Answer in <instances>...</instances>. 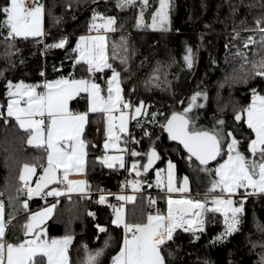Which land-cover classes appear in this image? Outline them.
Masks as SVG:
<instances>
[{"label": "trees", "instance_id": "trees-1", "mask_svg": "<svg viewBox=\"0 0 264 264\" xmlns=\"http://www.w3.org/2000/svg\"><path fill=\"white\" fill-rule=\"evenodd\" d=\"M3 2L4 0H0V5ZM43 2L44 35L27 39L16 38L12 48L0 36V71H3V76L0 77V102L4 109L8 100V80L39 84L41 90L45 79L61 76L89 78L101 84L106 93V80L111 70L89 74L86 63H76V54L71 52L78 36L88 31L93 10H88L85 14L84 10L93 0ZM115 4V0H108L95 9L116 18V31L108 37V60L121 74L125 99H131L134 104L143 100L146 107V114L131 121L130 134L138 143L129 137L130 151L132 148L138 149L141 152L140 157L146 158L145 154L154 147L160 153L157 166H164L171 160L176 164L178 177H191L198 162L193 158L189 159L180 145L170 141L159 123L152 124L149 121L152 119V112L170 115L174 110L183 111V107L187 106V98L200 91L207 98L200 97L204 106L197 108L194 117L198 124L204 126L199 130L210 131L217 119L225 120V131L231 129L237 134L241 140V152L251 158V153L246 151V138H253V132L245 123L234 121V114L251 102L250 89L257 88L264 95V80L254 78L247 83L242 82V78L250 70V64L241 68L242 59L233 53L241 48L247 52L249 61L264 55V48L259 43L254 46L250 44L247 49L243 48V42L248 36H253L254 41L260 39L259 33L251 29L256 28L257 19L264 18V0H174L169 31L138 30L135 28L133 8L118 9ZM234 30L240 33L239 38H233ZM61 37L68 38L65 48L45 50V44L57 43ZM186 44L194 51L198 49L197 60L191 70L186 68L182 60ZM226 44L229 45L228 48L225 47ZM254 52L258 55L254 56ZM122 57L127 58L125 63L121 62ZM210 57L216 60L215 64H212ZM41 72L44 73L43 76ZM133 89L134 93L129 95ZM181 100L184 101L183 105ZM87 105L86 94L71 100L74 111H85ZM138 120L140 126L137 124ZM157 120L165 122L163 117L158 116ZM144 130L150 136H145ZM29 134L15 124L14 118L7 126L0 119V200L5 205L6 220L13 211L8 197L15 195L23 163L33 162L34 157L46 159L44 148L27 144ZM83 138L87 145L85 176L91 193L88 196L59 198L53 215L44 227L48 228L49 240L65 235L73 237L68 244L70 264H86L87 252L84 246H87L88 251H94L104 247L105 240L111 237L99 262L112 264L111 258L119 251L123 242V228L111 224L113 209L107 204L98 203V189L104 190V195L111 204V200L116 199L113 193L118 190L126 169H109L97 160L105 152L106 135L102 113H89ZM221 155L224 157L225 152ZM41 172L42 169L37 168L32 186ZM152 177L153 170L147 174L143 170L140 173L141 184L136 198L126 204L128 222H144L149 212L157 213L155 208L160 213H167V199L152 184ZM149 197H155L154 205L149 204ZM26 198L22 194L16 202L20 210L7 228L6 237L9 241L21 240L22 225L28 214L51 199L32 197L28 200V209L24 210L21 201ZM244 207L238 231L232 233L227 240L212 242V238L224 227L223 216L219 213L206 215V231L195 242H190L191 234L178 229L174 234V241L168 242L166 250L162 249L166 264H204V261H209L210 264H259L261 253L264 252V247H261L264 245V194L249 195ZM89 211L96 216H89ZM96 224L106 226L107 231L99 232ZM168 251L173 253L171 257L168 256Z\"/></svg>", "mask_w": 264, "mask_h": 264}, {"label": "snow or ice", "instance_id": "snow-or-ice-1", "mask_svg": "<svg viewBox=\"0 0 264 264\" xmlns=\"http://www.w3.org/2000/svg\"><path fill=\"white\" fill-rule=\"evenodd\" d=\"M95 3L96 0H93ZM137 0H116V7L135 6ZM149 0H139V14L136 17L135 27L159 29L162 31L171 30L170 12L174 8V0H158V6L151 12V23L145 22V10L149 7ZM44 5L40 0H4L0 5V36L8 43L9 48L14 47L16 38L41 37L42 18L44 16ZM102 23L97 24L96 21ZM116 23L114 16L105 15L93 10L91 20L88 25L89 33L93 29L97 34L81 35L75 47L71 49L75 53V62H84L87 65L89 74L103 72L104 69L111 70V76L106 80V95H102L101 84L95 79L80 78L71 76H61L56 80L43 82V91L38 89L39 84H27L23 80L6 83L8 97L6 109L0 106V119L5 125L14 118L15 124L26 133L27 144L44 148L45 157H34L33 162H24L18 176L19 184L15 188V195H9V205L13 211L8 214L5 220V205L0 200V264H67V246L73 239L71 235H65L60 239L53 238L50 241L44 238L45 221L53 215L56 203L41 207L39 211L31 212L27 216L26 222L22 225L23 240L16 242L9 241L6 237V229L12 224L17 211L20 209L16 202L21 195H26V199L21 201V207L28 209V200L32 197H54L59 198L63 194L81 193L86 194V188L90 187L85 180L69 179L70 173H83L85 171L86 142L81 138L85 125L88 123L89 113L102 112L105 116L104 148L118 150L120 155H104L97 157L109 169L119 163L120 168H125L123 156L124 149L119 147L122 140L121 134H127L134 142L128 129V120L146 114V107L143 100L133 103L131 99H125L123 95L121 74L108 62L105 54V36L100 35L101 30L107 32L114 30ZM256 28L251 29L259 33V41H254L253 36H248L243 42V48L259 43L264 48V18L255 21ZM178 31V30H177ZM6 33V35H5ZM240 33L234 30L233 38H239ZM203 40V35H201ZM68 42L67 37H61L57 43L45 44V50L51 48H65ZM81 42H85L83 45ZM229 47L228 44L225 45ZM17 51H19L17 49ZM197 53L190 45H185L182 60L187 69L191 70L197 60ZM234 56L242 59L241 68L250 64V70L242 78V82L247 83L249 79L259 78L264 80V55L258 59L249 61L246 51L237 48ZM257 56V53H253ZM211 58V57H210ZM126 57L121 58V62H126ZM11 62V61H10ZM23 61H21L22 63ZM174 62V61H173ZM212 64L216 63L211 58ZM75 66V64H74ZM44 73L41 72V76ZM3 71H0V77ZM147 83V82H146ZM134 89L129 93H134ZM251 102L235 111L234 121L247 124L251 132L255 133V138L247 137L246 151L251 153L249 158L244 152L239 150L241 140H238L232 130L225 131L226 122L217 119L215 126L210 131L195 130V121L190 119L191 110L194 107H202L197 104L198 97L206 94L200 91L194 92L187 98V106L183 111H172L170 115L162 112H152V124L159 123V127L166 131L169 139L180 141L183 148L190 155L199 161L202 166L208 165L210 161H216L217 157H222L225 151L227 159L218 163L215 169L203 167L201 171L211 174L215 172L216 179L210 181V188L204 195V199H187L183 196L180 199H172L171 195L167 199V213L149 212L144 222H128L125 218V203L134 201V196H119V204L108 203L103 189H98L100 193L98 203L107 204L113 209L114 215L111 224L123 226L124 237L119 251L112 256V264H166V259L162 249L167 248L168 242L174 241V234L178 229L192 236V241L200 239V234L206 231V215L221 214L223 216V230L212 238L213 243L227 240L228 237L238 231L241 223V215L245 211V201L249 195L264 194V95L260 94L257 88L250 89ZM81 93L87 95L88 106L85 111H73L69 107V102ZM181 105L184 101H180ZM119 112V116L115 113ZM246 115V119L242 116ZM163 117L166 122H158L157 117ZM116 121H119L117 124ZM140 126V121H137ZM192 125V130H190ZM145 136H150L144 130ZM123 140V143H127ZM133 157L139 153L131 151ZM147 162L141 164L140 160L132 161L131 171L140 176L139 167L147 172L154 162L160 159L155 148L150 149L146 154ZM175 165L168 161V193L188 191V178H184V186L177 189L173 187L172 170ZM37 168L42 169L35 185L30 183L32 176L37 172ZM160 171L157 170V184H160ZM132 187L138 188L141 184L139 179L130 181ZM49 185L53 186L48 190ZM151 187V185H149ZM219 189L220 194H216ZM243 190L240 199L234 201L233 197ZM252 191L249 192L248 190ZM2 195V193H0ZM70 198V197H69ZM156 201L149 197V204L154 205ZM89 216L95 217V213L89 211ZM96 229L103 233L107 227L96 224ZM33 237V238H29ZM111 237L105 240L104 247L87 252L86 264H100L99 258L104 254L105 248L109 245ZM255 246V245H254ZM264 247V245H261ZM173 253L168 251V256ZM204 264H210L204 261ZM259 264H264V252L261 253Z\"/></svg>", "mask_w": 264, "mask_h": 264}, {"label": "rangeland", "instance_id": "rangeland-1", "mask_svg": "<svg viewBox=\"0 0 264 264\" xmlns=\"http://www.w3.org/2000/svg\"><path fill=\"white\" fill-rule=\"evenodd\" d=\"M116 5V4H115ZM149 7L145 10V22L146 23H151V12L152 11H154L155 10V8L158 6V0H149ZM128 8H133V10H134V15H135V24H136V17H137V15L139 14V11H140V8H139V0H137V4L135 5V6H126V7H123V8H118V9H128ZM44 9H45V7H44ZM94 10H96V11H99L100 12V10L99 9H94ZM44 13H45V11H44ZM170 17H171V12H170ZM96 23L97 24H99V23H102V21L101 20H97L96 21ZM136 29H146L147 31H162V30H159V29H156V30H153V29H151V28H137V27H135ZM94 30V31H93ZM92 30V32L91 33H89V30L88 31H86L85 33H82L81 35H85V36H87V35H93V36H95L96 34H97V32H96V30L95 29H93ZM42 31H43V35H44V16H43V18H42ZM111 30H109V31H107V32H104L103 30H101V32L99 33L100 35H104L105 36V54H106V56L108 57V40H107V38H108V34H109V32H110ZM113 31V30H112ZM80 35V36H81ZM79 36V37H80ZM78 37V38H79ZM82 43V45L85 43V42H81ZM108 62H109V60H108ZM105 70V69H104ZM109 76H111V74L109 75ZM108 76V77H109ZM50 81L51 80H54V79H49ZM104 95H106V93L104 94ZM197 104H199V105H202V107L204 106V101L200 98V97H198V99H197ZM0 106H2L3 107V105H2V103L0 102ZM6 107V106H5ZM197 108H201V107H194L192 110H191V113H190V119H192V120H195L194 119V117H195V115L197 114ZM104 115V114H103ZM115 115L116 116H119V112H116L115 113ZM244 119H246V115L245 116H242ZM130 121H131V119H129L128 120V129H129V133H130ZM106 122H105V116H104V124H105ZM116 123L118 124L119 123V121H116ZM247 125V124H246ZM190 127V130H192V125H190L189 126ZM202 128H204V126H201L200 124H198L197 123V121L195 120V130H199V129H202ZM212 129V128H211ZM231 130V129H230ZM233 131V130H232ZM234 132V131H233ZM234 135L237 137V134L234 132ZM121 136H122V140H121V142H119V147L120 148H122V149H124V152L122 153L123 154V156H124V160H125V165H127V162H129L130 161V171H131V168H132V161L134 160V159H138V160H140V163L141 164H143L144 162H145V160H146V158L145 157H140V155H141V152L138 150V149H135V148H132V150H135L137 153H139V155L137 156V157H133L132 155H131V151L129 152V146H128V143H123V140H127L128 139V135L127 134H121ZM253 139L255 138V133H253ZM107 138V137H106ZM237 139L239 140V138L237 137ZM105 149V148H104ZM239 150H240V145H239ZM241 151V150H240ZM225 155H224V157H223V159H227V154H226V146H225ZM223 152V153H224ZM222 153V154H223ZM121 153L118 151V150H116V149H113V148H109V149H105V152H104V154H103V156L104 155H109V156H111V155H120ZM129 154L131 155V159L130 160H128V157H129ZM102 156V157H103ZM252 158V157H251ZM223 159L222 158H220L219 160H217L216 162H214V163H212V164H208V165H206V166H202V165H200V164H197L195 167H194V169H193V173H192V181H193V184H194V189L196 190V191H201L202 193H203V195H205V193L208 191V189L210 188V181H212L213 179H216L217 177L215 176V172L213 171L211 174H209V173H207V172H204V171H201V168H203V167H207V168H211V169H215L216 167H217V165H218V163H222L223 162ZM85 164H86V157H85ZM116 166L117 167H119V163L117 162L116 163ZM138 168H139V171H140V173L142 172V167H139L138 166ZM157 170H159L160 171V184L158 185L157 184ZM133 174H135V180H137V179H139V177H137V175H136V172H134V171H131ZM84 173H85V171L83 172V173H70V175H69V179H81V180H85V175H84ZM169 175V172L167 171V176ZM35 176V175H34ZM34 176H32V178H31V181L30 182H32L33 181V178H34ZM134 180V181H135ZM140 180V179H139ZM86 181V180H85ZM141 181V180H140ZM152 184L155 186V187H157V188H160V189H167L168 188V181H167V178H166V170H165V168L162 166V165H158V166H156L154 169H153V177H152ZM54 186H58V185H54ZM53 187V186H52ZM58 187H60V186H58ZM51 189V187L50 188H48V190H50ZM132 189H133V193L132 194H130L129 196H134L135 198H136V195L134 194L135 193V191H137L138 189H139V187L138 188H133L132 187ZM249 192H251L252 190L251 189H249L248 190ZM88 192L90 193V190H89V188H86V194H88ZM68 196L69 195H74L75 193H70V194H68V193H66ZM66 194H63L62 196H65ZM79 194H81V193H76L75 195H79ZM216 194H220L219 193V189H217L216 190ZM241 194H243V190L241 189V190H239V193L236 195V196H234L233 197V199H234V201H236V200H239L240 199V195ZM259 194V193H258ZM84 196V195H83ZM119 196H124V195H122V194H116V199H117V197H119ZM172 197V196H171ZM202 199H204V198H202ZM118 200V199H117ZM119 203H121V201H119L118 200V203L117 204H119ZM128 203V202H127ZM155 208V207H154ZM154 211H156V212H159L156 208H155V210ZM153 214H155V213H153ZM113 215H114V212H113ZM125 218H126V220H127V205H126V203H125ZM128 221V220H127ZM146 221V220H145ZM130 222V221H129ZM139 222H141V221H139ZM132 223V222H131ZM122 228H123V226H121ZM6 232H7V229H6ZM123 237H124V231H123ZM25 237H24V235H23V237H22V239L21 240H23ZM29 238H33V237H29ZM56 239H60V238H56ZM50 241V240H49ZM13 242H15V241H13ZM123 243V242H122ZM67 260H68V263H69V256H68V246H67ZM45 264H46V258H45Z\"/></svg>", "mask_w": 264, "mask_h": 264}, {"label": "crops", "instance_id": "crops-1", "mask_svg": "<svg viewBox=\"0 0 264 264\" xmlns=\"http://www.w3.org/2000/svg\"><path fill=\"white\" fill-rule=\"evenodd\" d=\"M115 2H116V0H115ZM113 28H114V30L112 31H110L109 32V34H108V37H109V35L111 34V33H113V32H115L116 31V27H115V24H114V26H113ZM94 31V30H93ZM80 36V35H79ZM78 36V37H79ZM107 40H108V38H107ZM56 79H58V78H54V80H56ZM80 79V78H79ZM96 82V81H95ZM96 83H98V82H96ZM102 87V86H101ZM103 89V88H102ZM39 90V89H38ZM39 91H41V90H39ZM81 94H84V93H81ZM80 94V95H81ZM105 93H104V90L102 91V95H104ZM87 96V95H86ZM75 98V97H74ZM88 101V100H87ZM6 106H7V104H6ZM88 106V105H87ZM69 107H70V109L71 110H73L72 108H71V101L69 102ZM6 109V108H5ZM74 111V110H73ZM97 113V112H96ZM98 113H102V112H99L98 111ZM103 114V113H102ZM133 119H131V121H132ZM131 121H130V126H131ZM81 138L82 139H84L83 138V133L81 134ZM129 136H128V139H127V143H128V146H129ZM35 146V145H34ZM129 152H130V147H129ZM130 155V154H129ZM103 156V155H102ZM101 156V157H102ZM128 160H129V157H128ZM102 162V161H101ZM174 165H175V167H174V169L172 170V183H173V187L174 188H177V189H179V188H181V187H183L184 186V178L185 177H187L188 178V184H187V189H188V191L186 192V193H180V192H172V193H168V191H167V189L165 190V189H160L161 191H162V193L164 194V196H165V198L166 199H168V196L169 195H171L172 196V199H180L182 196L184 197V198H187V199H202V198H204V195H203V193L201 192V191H196L195 189H194V184H193V181H192V174H191V177L190 176H188V175H183L182 177H178V175H177V169H176V164L175 163H173ZM106 166V165H105ZM85 167H86V164H85ZM107 167V166H106ZM115 167H117V166H115ZM164 168H165V170H166V178H167V181H168V176H167V171H168V162L163 166ZM195 167V166H194ZM119 169H128V171H130V161L129 162H127V165H126V167L125 168H120V167H118ZM194 169V168H193ZM131 172V171H130ZM132 173V172H131ZM192 173H193V170H192ZM84 175H85V173H84ZM135 175V174H134ZM35 176H36V174H35ZM35 176H34V178H35ZM34 178H33V180H34ZM85 180H86V176H85ZM33 182V181H32ZM32 182H30L31 184H32ZM87 182V181H86ZM88 184V183H87ZM58 186H60V187H63L62 185H58ZM89 188V187H88ZM90 190V189H89ZM137 192H138V190L137 191H135V195L137 194ZM90 193H91V191H90ZM89 192H88V194H84V196H88L89 194H90ZM76 194V193H75ZM74 194V195H75ZM258 194V193H257ZM65 196H68L67 194L65 195ZM69 196H72V195H69ZM79 196H83L82 194H79ZM155 197H156V195H154ZM61 197H64V196H61ZM61 197H59V198H61ZM155 197H154V200H155ZM44 199H46V198H51L48 202H46L43 206H41V207H45V206H47V205H50V204H53V203H56V200L57 199H59V198H54V197H43ZM118 201V200H117ZM41 207H39V208H37V209H35L34 211H32V212H36V211H39V209L41 208ZM54 211H55V209H54ZM54 211H53V213H54ZM31 213V212H30ZM164 214V213H163ZM51 218V216L45 221V224H46V222L49 220ZM5 220H6V218H5ZM44 224V225H45ZM67 264H70V263H68V260H67Z\"/></svg>", "mask_w": 264, "mask_h": 264}, {"label": "water", "instance_id": "water-1", "mask_svg": "<svg viewBox=\"0 0 264 264\" xmlns=\"http://www.w3.org/2000/svg\"><path fill=\"white\" fill-rule=\"evenodd\" d=\"M108 0H96V2L94 3V2H92L85 10H84V14L88 11V10H94L97 6H99V5H102V4H105L106 2H107ZM166 122V121H165ZM205 131H207V130H205ZM166 134H167V132L166 131H164ZM167 136H168V134H167ZM168 138H169V136H168ZM170 141H172V142H174V143H176V144H178V145H180L182 148H183V145L180 143V141H174V140H171V139H169ZM152 148H154V147H151L150 149H152ZM149 149V150H150ZM184 149V148H183ZM148 150V151H149ZM155 150H156V152L158 153V155H159V157H160V153H159V151L155 148ZM185 151H186V153L188 154V156L190 157V155L191 154H189L188 152H187V150L186 149H184ZM191 158H193V159H195L196 160V158L194 157V156H192ZM220 157H217V159H216V161L219 159ZM159 160L160 159H158V160H156L155 162H154V164L151 166V168H149V170L147 171V172H144V173H150L156 166H157V164H158V162H159ZM197 162H198V164H199V161L198 160H196ZM216 161H210L208 164H212V163H214V162H216ZM147 162V157H146V160H145V162L144 163H146ZM52 186H54V185H49V188L50 187H52ZM44 229H45V232H44V238L45 239H48L49 240V238H50V234H49V231H48V228L47 227H44Z\"/></svg>", "mask_w": 264, "mask_h": 264}, {"label": "built area", "instance_id": "built-area-1", "mask_svg": "<svg viewBox=\"0 0 264 264\" xmlns=\"http://www.w3.org/2000/svg\"><path fill=\"white\" fill-rule=\"evenodd\" d=\"M40 2L44 5L43 0H40ZM43 90L44 89L42 87L41 91H43ZM134 180H135V175L133 173H131L130 171H128V169H126L124 172L123 178L120 181V186H119L118 190L116 192H114L113 194L116 195L119 193V194H122L124 196H129L130 194L133 193L132 184L129 182L134 181ZM117 203H118V201L116 199L111 200V204H117Z\"/></svg>", "mask_w": 264, "mask_h": 264}]
</instances>
